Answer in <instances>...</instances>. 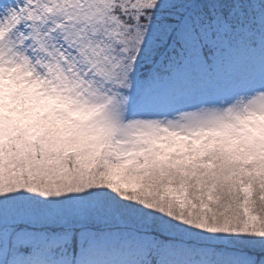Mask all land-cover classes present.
Here are the masks:
<instances>
[{
	"label": "snow or ice",
	"instance_id": "1",
	"mask_svg": "<svg viewBox=\"0 0 264 264\" xmlns=\"http://www.w3.org/2000/svg\"><path fill=\"white\" fill-rule=\"evenodd\" d=\"M0 264H264V0H0Z\"/></svg>",
	"mask_w": 264,
	"mask_h": 264
}]
</instances>
